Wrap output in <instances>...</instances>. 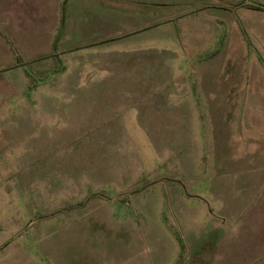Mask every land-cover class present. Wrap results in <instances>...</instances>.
<instances>
[{"label":"rangeland","instance_id":"rangeland-1","mask_svg":"<svg viewBox=\"0 0 264 264\" xmlns=\"http://www.w3.org/2000/svg\"><path fill=\"white\" fill-rule=\"evenodd\" d=\"M0 264H264V0H0Z\"/></svg>","mask_w":264,"mask_h":264}]
</instances>
